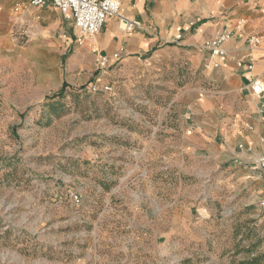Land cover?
Returning a JSON list of instances; mask_svg holds the SVG:
<instances>
[{"label": "rangeland", "instance_id": "374dc122", "mask_svg": "<svg viewBox=\"0 0 264 264\" xmlns=\"http://www.w3.org/2000/svg\"><path fill=\"white\" fill-rule=\"evenodd\" d=\"M245 8L264 22V0ZM16 55L0 47V264H125L136 235L128 228L151 220L160 264H264V212L252 193L229 186L206 200L199 169L161 162L162 118L194 76L184 56L123 69L110 77L113 91L95 93L99 67L69 90V72H37ZM158 155L155 186L146 167ZM153 191L160 202L142 201Z\"/></svg>", "mask_w": 264, "mask_h": 264}, {"label": "crops", "instance_id": "0c3cea01", "mask_svg": "<svg viewBox=\"0 0 264 264\" xmlns=\"http://www.w3.org/2000/svg\"><path fill=\"white\" fill-rule=\"evenodd\" d=\"M118 1L121 15L140 22L144 30L125 32L119 18H110L97 36L79 45L73 20L51 3L33 8L27 0H0V47L15 51L22 64L33 65L37 72L58 78L69 72V90L96 78L101 57L121 56L99 75L103 87L111 75L123 69L180 53L194 76L162 118V129L166 125L164 132L170 136L162 148L164 168L199 169L194 175L203 192L209 194L206 200L237 186L236 194L250 192L260 206L264 171L257 168L256 161L264 156V98H257L248 89L252 78L264 82V22L260 16L247 11L245 7L255 12L245 0ZM239 20H243V33L224 44L227 59L218 68H206L211 56L204 44L234 30ZM254 35L261 39L256 48L248 42ZM178 36L180 40H176ZM63 83L58 84V90ZM152 160L148 161L146 177L148 184L156 186L150 168L160 166V156ZM142 197V201L160 202L158 192H146ZM140 208L143 210V204ZM156 213H160V206L143 212L149 217ZM128 229L136 235L128 242L133 251L125 264H160V225L151 220ZM150 240L157 247L154 251L146 247Z\"/></svg>", "mask_w": 264, "mask_h": 264}, {"label": "built area", "instance_id": "2783aa9c", "mask_svg": "<svg viewBox=\"0 0 264 264\" xmlns=\"http://www.w3.org/2000/svg\"><path fill=\"white\" fill-rule=\"evenodd\" d=\"M30 7L41 8L51 3L56 7L66 18L72 19L76 31V43L79 45L84 44L88 39L97 36L105 26L110 18H119L121 28L128 33L135 31H142L144 27L142 24L135 20H130L121 15V3L118 0H27ZM246 4L253 8L255 0H245ZM243 20H239L234 30L223 32L215 38L207 41L204 48L210 52L211 60L206 65V68H218L221 62H224L228 57V52L224 44L236 34L243 33ZM178 36L176 40H180ZM249 45L256 48L260 42V37L254 35L248 39ZM121 60V56L116 54L113 58L101 57L98 61V67L103 72L110 69ZM253 66H249L252 70ZM248 89L251 94L257 98H264V82L258 78H252ZM92 91L98 93L99 91L111 92L112 86L100 87L93 85ZM257 168L264 171V156H261L256 161ZM77 203H80L79 196L74 197ZM260 208L264 212V199L260 202Z\"/></svg>", "mask_w": 264, "mask_h": 264}, {"label": "trees", "instance_id": "16d2710c", "mask_svg": "<svg viewBox=\"0 0 264 264\" xmlns=\"http://www.w3.org/2000/svg\"><path fill=\"white\" fill-rule=\"evenodd\" d=\"M66 88V85L64 86V89ZM63 92H64V90H63ZM61 95H63V93H61Z\"/></svg>", "mask_w": 264, "mask_h": 264}]
</instances>
